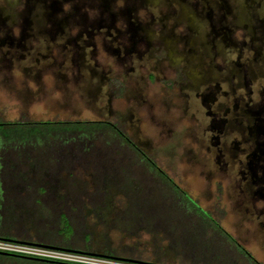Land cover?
I'll use <instances>...</instances> for the list:
<instances>
[{"label": "flooded vegetation", "instance_id": "obj_1", "mask_svg": "<svg viewBox=\"0 0 264 264\" xmlns=\"http://www.w3.org/2000/svg\"><path fill=\"white\" fill-rule=\"evenodd\" d=\"M160 1L154 9L143 0H0V88L28 93L47 80L65 88L94 79L105 86L109 103L110 91L121 96L132 81L140 106L150 93V124L170 122L157 109L163 115L179 111V152L187 159L182 169L198 166L209 205H200L153 159L152 165L200 211L215 209L219 228L236 244L242 243L220 219L262 248L264 0H182L189 8L164 0V9ZM185 8L187 17L197 18L194 24L183 22ZM154 10L165 21L157 28ZM165 27L168 40L161 35ZM153 28L159 32L152 34ZM114 118L95 120L114 127L149 159Z\"/></svg>", "mask_w": 264, "mask_h": 264}, {"label": "rangeland", "instance_id": "obj_2", "mask_svg": "<svg viewBox=\"0 0 264 264\" xmlns=\"http://www.w3.org/2000/svg\"><path fill=\"white\" fill-rule=\"evenodd\" d=\"M143 1L156 5V0ZM176 1L183 4L182 0ZM161 2L164 9L166 1ZM183 5L189 8L188 3ZM187 8L182 20L192 23L191 15L187 17ZM155 12L157 24L154 27L157 28L164 21V15ZM194 19L193 24L197 18ZM155 28L151 29L152 34L159 32ZM165 32L166 27L161 35L163 40H168ZM166 45L170 46L171 41ZM101 85L93 79L86 85L63 88L47 80L44 88L33 87L28 93L2 87L0 121L115 117L114 123L124 129L175 183L189 191L200 205H209L208 200L203 201L200 191L204 185L197 177L198 166H192V171L183 172L182 169L186 167V152H179L183 133L179 111L175 108L172 112L173 108H169L163 115L157 109L158 116L170 122L155 126L148 119L150 93L140 106L136 99L138 89L131 81L126 83L121 96L110 91L108 103L105 86ZM170 92L174 95V91ZM155 94L160 92L156 90ZM175 106L178 105L175 103ZM4 131L7 134L0 136L2 231L18 232L17 235L36 240H29L32 242L47 239L53 235L54 227L49 225L58 214L52 203L59 200L56 199L59 196L61 205L69 200L77 205L70 210L76 224L72 232L74 238L70 240L78 244L79 233L85 231L94 251L104 244L103 249L110 251L111 248L116 255H140L162 264H255V261L264 264V245L260 248L259 244L247 242L248 245L240 247L231 242L217 224L219 217L215 209L211 210L212 214L209 209L208 213L200 211L160 173V169L143 158L131 141L119 136L108 124H0V132ZM111 139L115 144H111ZM108 144L119 150H111ZM90 178L94 185L90 184ZM63 189L65 194L60 192ZM220 222L229 232L227 218ZM242 235L236 233L238 238H243Z\"/></svg>", "mask_w": 264, "mask_h": 264}, {"label": "trees", "instance_id": "obj_3", "mask_svg": "<svg viewBox=\"0 0 264 264\" xmlns=\"http://www.w3.org/2000/svg\"><path fill=\"white\" fill-rule=\"evenodd\" d=\"M27 122H39V123H49V122L67 123L68 122V123H82L84 125H90L91 123H93L95 125L105 124L104 121L95 120V119H75V120H50L49 119V120H42V121H30L27 119L25 120V119H18V118L13 119V120H4V121H1L0 124H2V125L3 124H16V123L20 124V123H27ZM109 127L111 130H113V131H115V133H117L116 130H114L115 129L114 127H112L111 125H109ZM6 134H7V132H5V131H4V133L0 132V136H5ZM111 141H113L112 143L110 142L112 145L115 144L113 139H111ZM107 143H109V142L107 141ZM111 144H108L110 146L111 150H119V148H116V147L113 148ZM8 159H9V157H8ZM149 159H146L147 162L152 164L153 160L151 158H149ZM90 177H91V174H90ZM90 180L92 181V182L90 181V184L94 185L93 178H90ZM87 184H89L88 181H87ZM175 187L181 193H184V191L181 190L180 188H178L176 185H175ZM60 192L65 194L66 191L63 189V191L61 190ZM53 193H55V192H53ZM56 199H59V200L53 201L52 204H53V207H55V209H56L55 213L56 214L58 213V214L53 216V218H52L53 220L52 221L50 220L51 224L49 225V226L53 225V227H54V230L52 229L53 235H51L50 237H47V239H45V240L44 239H38L37 241H39L40 243L55 245V246L65 247V248H72V249H77V250H83V251H88V252H94V253H99V254H104V255H109V256H118V257L130 258V259H134V260L153 262V261L146 260V258L144 259V258L139 257L140 255L136 256V257L131 256V255H116L115 251H112L111 248L108 249L110 251L103 249L104 244H100V249L94 251L92 249V241L90 239V236L85 231L84 232L81 231L82 234L79 233L78 238H80V239H78V241H79L78 244L72 243V240H70V239L74 238L72 235V232H73V229L76 226V224L71 218L70 210L74 209V207L76 208L77 205L74 204L75 202H73L72 200H69V202L67 204L62 203V205H61V198H59V196H57ZM57 202L60 203L59 206H58ZM83 202H85V201H83ZM69 203H70V205H69ZM79 225L80 224H78L77 227H79ZM80 230H82V228ZM55 231H56V233H55ZM221 231L224 234H227V232H225L223 230H221ZM17 233L13 234L11 232H7L4 230L2 231L0 228V236L10 238V239H16V240H22V239H25L26 241L34 240V239H30L28 237L27 238L22 237V235H19V234L17 235ZM34 241H36V240H34ZM154 263H156V262H154ZM0 264H63V263H60L59 261H49V260H43V259L32 258V257H27V256L15 255V254H0ZM158 264H162V263H158ZM188 264H194V263L190 262ZM255 264H259V262L255 261Z\"/></svg>", "mask_w": 264, "mask_h": 264}, {"label": "built area", "instance_id": "obj_4", "mask_svg": "<svg viewBox=\"0 0 264 264\" xmlns=\"http://www.w3.org/2000/svg\"><path fill=\"white\" fill-rule=\"evenodd\" d=\"M0 250L76 264H158L0 236Z\"/></svg>", "mask_w": 264, "mask_h": 264}, {"label": "crops", "instance_id": "obj_5", "mask_svg": "<svg viewBox=\"0 0 264 264\" xmlns=\"http://www.w3.org/2000/svg\"><path fill=\"white\" fill-rule=\"evenodd\" d=\"M225 228H227V227H225ZM228 230H229V232H230V234H233V235H236V232L230 227V229L229 228H227ZM226 235V237H228L229 239H230V235L229 234H225ZM238 238V237H237ZM239 239V241L242 243V244H247L248 245V243L247 242H251L253 245H255L254 243V239L252 240H249L248 241V239H250V238H247V239H244V238H238ZM247 240V241H246ZM230 241L231 242H233V243H235L233 240H231L230 239ZM236 244V243H235ZM239 245V244H238ZM241 245V244H240ZM239 245V246H240ZM241 247V246H240ZM195 264H199V263H195Z\"/></svg>", "mask_w": 264, "mask_h": 264}, {"label": "water", "instance_id": "obj_6", "mask_svg": "<svg viewBox=\"0 0 264 264\" xmlns=\"http://www.w3.org/2000/svg\"><path fill=\"white\" fill-rule=\"evenodd\" d=\"M0 254H15V253H11V252L1 251L0 250ZM15 255H20V254H15ZM21 256H24V255H21ZM27 257H31V256H27ZM32 258H38V257H32ZM38 259L49 260V261H57V260L44 259V258H38ZM59 262L63 263V264H76V263H70V262H64V261H59Z\"/></svg>", "mask_w": 264, "mask_h": 264}]
</instances>
